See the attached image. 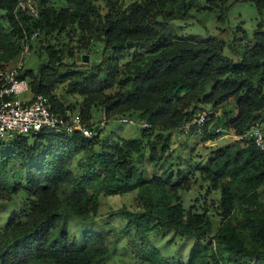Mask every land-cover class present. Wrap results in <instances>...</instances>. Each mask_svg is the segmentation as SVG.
<instances>
[{
    "label": "trees",
    "instance_id": "trees-1",
    "mask_svg": "<svg viewBox=\"0 0 264 264\" xmlns=\"http://www.w3.org/2000/svg\"><path fill=\"white\" fill-rule=\"evenodd\" d=\"M250 1L259 11L264 9V0ZM15 2L0 0V9L5 11L1 19L6 22L0 20V69L19 54L22 27L30 35L35 30L47 34L76 26L81 47L96 38L102 44L103 59L95 66H67L62 52L48 45L38 70L25 69L21 75L28 80L31 94L46 96L60 114L68 110L53 91L67 81L68 89L83 97L78 112L82 124L95 134L43 130L33 137L0 140V200L20 191L29 196L24 218L10 217L0 228V264H93L107 255L106 238L97 231H85L80 241L71 239L66 217L93 220L101 196L132 192L137 193V205L121 211L125 224L116 233L119 236L147 241L149 232L172 229L192 239L187 262L178 264H264V153L251 138L234 139L207 159L202 177L211 189L220 191L216 230L206 210L196 212L183 206L177 191L187 189L185 175L177 169L173 181L162 171L144 178L142 162V151L147 148L150 163L158 166L172 134L182 132L181 126L205 111L200 110L204 105L211 107L206 110L208 119L199 132L191 125L186 136L215 140L222 136L215 131L219 126L242 134L260 121L264 112L263 23L257 24L234 61L223 55V43L214 36L194 40L166 32L158 19L186 17L183 0L133 1L103 15L93 0H64L65 6L57 8L52 0H40L37 18L24 13L16 17ZM207 2L209 8H221L222 14L228 9L222 6L226 0ZM139 46L145 50L140 52ZM128 48L133 50L121 62V51ZM225 104L230 107L220 120L215 110ZM93 107L103 108L105 120L134 119L141 137L101 140V129L90 122ZM134 113L137 120L131 116ZM141 121L151 127H141ZM132 247L139 264L162 261L154 247Z\"/></svg>",
    "mask_w": 264,
    "mask_h": 264
},
{
    "label": "rangeland",
    "instance_id": "rangeland-1",
    "mask_svg": "<svg viewBox=\"0 0 264 264\" xmlns=\"http://www.w3.org/2000/svg\"><path fill=\"white\" fill-rule=\"evenodd\" d=\"M133 1L139 0H93L98 7L99 12L107 14L108 12L120 11ZM185 2L186 17L174 19L171 21L158 19L165 24L166 32L173 37H184L194 40L204 39L208 36H214L223 43L222 53L232 60H237L239 51L244 44L249 41L257 24L262 22L264 28V9L259 11L253 1L250 0H226L224 5H228V9L222 14L221 8H209L207 0H183ZM54 7L65 6L64 0H52ZM113 5L112 8H109ZM5 14L0 9V20L4 25L5 19H1ZM246 36H243L245 35ZM81 32L76 26H67L62 32H49L40 34L33 43L32 49L23 59V68L36 72L41 63L45 61L44 47L48 45L55 46L62 52V60L67 66H95L102 59V44L96 38L91 39L88 47L82 48ZM236 46L235 48L233 47ZM133 49H123L121 57L123 62L128 56V52ZM138 50L144 51L143 46H139ZM137 50V51H138ZM68 52H72V56H68ZM79 55L86 57V60L79 58ZM13 60L4 63L5 68L10 67ZM264 90V84H263ZM54 94L68 111L73 114L79 112L83 97L72 92L67 87V81L57 84L54 88ZM109 92V91H107ZM31 93L21 95V99L30 98ZM230 105L225 104L217 108L215 111L220 120L226 118L225 112ZM209 105H204L200 110H210ZM136 119L137 114L131 115ZM116 117L105 120L102 107H93L91 109V120L94 126H98L100 130L99 137L101 140L107 139L109 142L117 137L123 138H140L141 130L137 125L122 124L114 121ZM137 120V119H136ZM261 131L264 135V112L259 117ZM215 140H203L201 135L186 136V134L176 131L172 134L167 151L162 154L158 166H153L148 158L147 148L142 153V162L144 178L152 175L172 176L178 172L185 175L188 180L186 190L179 189L178 195L183 206L192 211H207L213 222V230L219 226V216L217 215V206L220 199L219 189H211L208 181L203 179V170L206 168L207 159L212 156L215 149L222 148L226 144L233 142L234 138L221 134ZM99 146L96 147V150ZM199 167V169H197ZM137 193L132 192L127 195L101 196L98 204V213L93 220L80 221L74 215L69 214L67 219V232L71 239L78 241L82 238L85 231H97L104 235L107 240L108 253L106 256L96 260L93 264H139V257L134 253L132 246L136 249L156 248L162 258L158 264H178L186 263L188 252L192 244V239L180 235L172 229L156 230L148 233L147 241L141 240L135 236H119L118 232L123 229L125 218L122 214L123 209L133 210L137 203ZM28 194L18 192L9 199L0 200V228H2L8 218L23 219L28 209ZM57 230H54L53 236H56ZM242 236L247 245V235L242 232ZM136 240V241H133ZM142 253V252H141ZM142 264H152L148 260H144Z\"/></svg>",
    "mask_w": 264,
    "mask_h": 264
},
{
    "label": "built area",
    "instance_id": "built-area-1",
    "mask_svg": "<svg viewBox=\"0 0 264 264\" xmlns=\"http://www.w3.org/2000/svg\"><path fill=\"white\" fill-rule=\"evenodd\" d=\"M40 0H16L13 14L17 17L19 13L37 18L39 16ZM22 27V26H21ZM23 40L20 45V52L10 67L0 69V140L13 139L18 136H35L43 130L71 133L79 130L84 136L91 137L95 134L82 124L79 113L73 114L66 111L60 114L52 109L48 98L42 94L30 96L28 99H21V95L30 92L28 80L21 75L24 72L23 59L30 52L32 41L40 34L39 30L33 31L30 35L26 28L22 27ZM217 114V113H216ZM208 119V112L201 111L191 122L181 126L184 134L190 132V126H196V132L201 131L205 120ZM120 123L135 125L136 121L129 117L117 119ZM143 128L151 127L146 121L139 124ZM220 134L238 139H252L255 145L264 153V135L260 123L255 121L242 134H235L225 126H219L215 130Z\"/></svg>",
    "mask_w": 264,
    "mask_h": 264
},
{
    "label": "water",
    "instance_id": "water-1",
    "mask_svg": "<svg viewBox=\"0 0 264 264\" xmlns=\"http://www.w3.org/2000/svg\"><path fill=\"white\" fill-rule=\"evenodd\" d=\"M81 58H82L83 60H86V57H84V56H82Z\"/></svg>",
    "mask_w": 264,
    "mask_h": 264
},
{
    "label": "crops",
    "instance_id": "crops-1",
    "mask_svg": "<svg viewBox=\"0 0 264 264\" xmlns=\"http://www.w3.org/2000/svg\"><path fill=\"white\" fill-rule=\"evenodd\" d=\"M31 96V95H30Z\"/></svg>",
    "mask_w": 264,
    "mask_h": 264
}]
</instances>
